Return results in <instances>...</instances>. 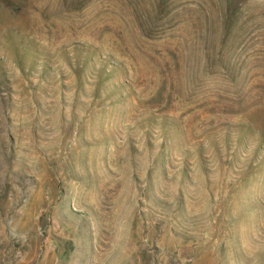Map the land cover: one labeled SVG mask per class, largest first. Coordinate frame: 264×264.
Segmentation results:
<instances>
[{"label":"rangeland","instance_id":"obj_1","mask_svg":"<svg viewBox=\"0 0 264 264\" xmlns=\"http://www.w3.org/2000/svg\"><path fill=\"white\" fill-rule=\"evenodd\" d=\"M0 264H264V0H0Z\"/></svg>","mask_w":264,"mask_h":264}]
</instances>
